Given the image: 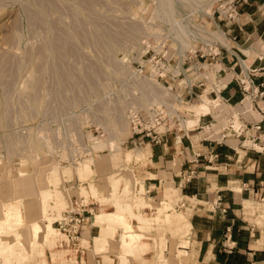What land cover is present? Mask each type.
<instances>
[{
	"label": "rangeland",
	"instance_id": "rangeland-1",
	"mask_svg": "<svg viewBox=\"0 0 264 264\" xmlns=\"http://www.w3.org/2000/svg\"><path fill=\"white\" fill-rule=\"evenodd\" d=\"M36 1L0 0V207L4 208V203L20 204L23 218L12 233L31 253H36L41 248H33L32 243L41 240L47 226L45 217L55 218L63 214L70 207L73 196L96 204L98 212L95 213L116 211L118 203H127L138 219H151V229L146 232L135 229L138 230L136 234L126 233L125 237V232L117 228L112 236L114 246L110 244L99 250L92 242L102 234L103 228L98 226L100 231L93 227L94 234H85L86 237L82 238L89 244L86 242L79 249L74 259L76 263L74 260H54V254L61 249L47 245L45 264H81L82 253L85 255L86 252L91 257H102L105 264H113V256H120L122 264L130 263L129 259L146 264L144 255L150 239L158 232H165L161 246H166L169 240L166 237L170 236L174 247L176 243L173 242L188 233L178 232L167 225L169 214L182 212L178 205L164 196L155 203L143 185L137 189L139 180L134 177L133 166L139 161L127 159V152H134L137 145L131 136L129 111L154 102H146L143 94L147 85L156 84L144 78L149 76L155 62L174 58L170 69L175 68L177 72L181 58L195 52L201 54L209 46L224 42L223 31V37L212 33L220 34L221 25L225 23L220 11L226 0H51L55 6L49 4L45 7ZM165 2L171 3L173 11L165 10ZM33 13L42 18L43 24L36 25ZM83 34H89L91 40H83ZM66 35L74 39L78 54L70 52L65 59H60L64 61L62 71L73 73L70 76L74 82L67 81L68 85L56 68L60 57L53 49V43ZM119 36L125 39L117 40ZM188 65L189 62L183 66L188 69ZM85 70L99 73L94 89L88 79H83L87 73ZM171 75L173 80L168 76L160 81L162 85H153L158 92L161 90L159 96L167 94L170 98L171 88L178 90L177 84L188 83L183 74L176 78ZM244 97L242 101L246 99ZM195 98L189 96L188 99L193 106L202 104ZM228 104H231L229 108L241 111L240 105ZM193 106L189 108L191 111ZM115 111L121 114L122 120L118 124L113 123ZM198 127L199 124L193 129ZM193 129L191 131H195ZM227 132L233 136L230 128ZM207 133L197 132L195 140L202 142ZM112 142L117 147L111 148L115 154L119 151L117 144L122 148L115 159L109 147ZM102 143L107 147L96 149V145ZM233 143L237 147L239 139ZM89 160L92 161V170H83ZM170 168L176 169V164L171 163ZM95 170L106 171L101 179L103 183L97 182ZM115 170H127V174ZM56 204L59 206L54 208ZM245 206L247 213L258 216V224L264 226V201L245 203ZM138 219L132 220L135 227ZM3 235L6 243H13L15 237L12 234ZM129 242L131 245H127ZM69 244L70 249L75 245ZM73 254L70 251L64 257L70 259ZM176 258L180 261L181 256ZM176 258L172 249L169 256L160 255L156 263L177 264ZM185 259L180 263L184 264ZM42 260L34 255L20 263L41 264ZM83 260L82 264H85ZM0 264H3L2 257Z\"/></svg>",
	"mask_w": 264,
	"mask_h": 264
},
{
	"label": "crops",
	"instance_id": "crops-1",
	"mask_svg": "<svg viewBox=\"0 0 264 264\" xmlns=\"http://www.w3.org/2000/svg\"><path fill=\"white\" fill-rule=\"evenodd\" d=\"M220 29L225 40L218 45L224 55L209 65L215 70H205L204 75L199 62L193 63L189 69L182 62L178 69L184 72L188 82H195V86L192 91L187 86H181L177 92L188 99V96L201 97L220 87L222 98L232 105H240L242 111L250 106V101L245 99L247 96L244 97L240 86L232 81V76L240 74L243 77L250 70H258L259 75L264 76V0H249L242 5L238 20L233 24L225 22ZM214 72L222 79L221 82ZM205 78L208 82H204V88L199 87L197 83L205 81ZM254 105L255 110L240 116L238 123L249 131L246 139L245 136L240 137L237 147L233 143L237 138L224 142H214L213 139L197 142L195 138L191 141L181 139L178 134L170 135L166 142L159 145L145 141L137 145L147 151L145 159L134 162L133 174L139 180L137 189L143 185L146 194L155 203L164 196L178 205L192 224L184 238L173 242L176 247L172 245L170 236L166 237L169 239L166 246L160 245L161 239L165 240V232H158L151 238L144 255L146 264H157L159 256H169L172 249L175 258L180 251L186 252L184 264H264V226L258 224V216L247 213L245 206V203L264 201V132L259 134L261 137L256 143L260 150L254 148V143L247 145L250 137L256 134L253 128L257 120H264L260 111H264V100ZM251 131L255 134L249 135ZM198 153L201 154L199 159L195 155ZM212 153L217 158L209 163ZM171 163L176 164V169L170 168ZM95 171L96 180L101 183L106 171ZM115 171L127 174V170ZM168 180L173 183L170 189L165 186ZM93 227L96 226H87L83 237L92 236ZM97 228L101 231L100 227ZM229 228L231 234L227 233ZM229 235L231 240L227 241ZM100 258L91 257L86 252L81 257V264L83 259L85 264H105ZM111 258L113 264H122L120 256ZM128 261V264H137L132 259Z\"/></svg>",
	"mask_w": 264,
	"mask_h": 264
},
{
	"label": "bare ground",
	"instance_id": "bare-ground-1",
	"mask_svg": "<svg viewBox=\"0 0 264 264\" xmlns=\"http://www.w3.org/2000/svg\"><path fill=\"white\" fill-rule=\"evenodd\" d=\"M51 2H52L51 0H37L36 4H40L42 7H45V6L49 5V4H51ZM40 5H38V6H40ZM51 5L55 6L54 3L51 4ZM166 9H169V10L173 11V7H172L171 3L165 2V10ZM163 14H165V13L163 12ZM171 18H173V17H171ZM33 19H35L33 21L36 22V25L37 24H43V20H42V18L39 15L36 14ZM76 28H78V26H76ZM101 29H103V28H101ZM131 29H132V27H131ZM134 29H135V27H134ZM134 29L132 31L136 30V29L135 30ZM107 31H109V30H107ZM130 33H132V32H130ZM219 33L220 34H218V33H212V34H214V35H216L218 37H223L222 34H221L222 33L221 30H219ZM80 34H82V33H80ZM105 34H107V33H105ZM58 35H60V34H58ZM95 35H93V36L95 37ZM88 36H89V34H87V35L83 34V36H82L83 40L90 41L91 38H90V36L88 38ZM60 37H58V38H60V41L62 40L63 43L60 42V41H56L55 43H53L54 44L53 49L55 50V52L58 55L55 54V53L54 54L57 57H60L59 60L60 59L61 60L65 59L64 58L65 55L67 53H68V55H70L71 54L70 52H72V53L76 52L75 55L77 56L78 55L77 54V48L75 47V45H73L74 44L73 43L74 39L69 37L68 35H66L64 38L62 36H60ZM54 38H55L54 40H56V37H54ZM115 38L116 37H113V39H115ZM123 38L124 37L119 36L116 39L117 40H123ZM204 51H207V49L204 50ZM166 57H167V55H166ZM187 57L188 56H185V58H181V60L179 62V65H181L182 62L185 63V59ZM172 59H174V58H168V57L165 58V60L167 61V66H165V67L163 66V64H162V67L154 65L153 69L151 68V70L149 71V76L148 77H144V78L147 79V80L150 79V81L153 80L152 82H155L157 85H162V83L160 82L161 80L159 79V76H164L165 77V75H168L169 78L172 77L171 74H173V76L175 78H176V76H181L183 74L181 70L178 69V71L176 72L175 68H174V70L170 69V65H171ZM183 59H184V61H183ZM56 60H58V58H56ZM61 60H60L59 64H58V61L56 62V65H57L56 68H58L57 70H59V72L61 71L60 75H61V73L63 74L62 76H64L63 80L65 81V85H68L67 81H73L74 78L73 77L71 78V76H70L72 71H69L70 74H68L65 71H62V69H64V68H62L61 64H62V62L64 63V61H61ZM198 62L199 61H196V63H198ZM201 65H202L203 68H205V70H209V72L212 71L210 68H208L209 67L208 64H201ZM192 66L193 65H188V69L191 68ZM65 67H66V65H65ZM67 71H68V69H67ZM85 72H87V71L85 70ZM89 72H91V71L89 70ZM89 72H87V73H85L83 75V79H85V78L88 79L90 81L89 83L92 84V89H94L95 88V79L97 78L99 73L95 74V73H89ZM57 73H58V71H57ZM136 76L139 77V74L137 73ZM157 76H158L159 80L156 79ZM77 78H78V76H77ZM165 78H167V77H165ZM78 79H79V81H82L80 78H78ZM75 81H77V80H75ZM204 82H205V84L208 82L207 78H205ZM153 85L152 84L151 85L150 84L147 85V90H145L143 96H145L146 102L147 101L150 102V101H153V100H154V102H151L150 104L146 105L145 107H133L129 111V115H128L129 125L131 123V117L134 114H136L137 112H140V111L145 112L146 111L150 115H152L151 114L152 112H150L151 108H153L155 106L161 108L163 105H166V107L168 109V112L170 114V118L172 119V123H175L177 128L180 129L182 131V133L183 132L189 133L188 137H190L191 139H193V138L196 139L197 132L201 133L202 131H205V132H208L205 138H207V137L210 138L211 137L212 139H217V137H219L218 134H222V133L227 132L229 130V128H231V126H233L235 128L236 132H237L238 127L241 126L238 123V121L240 119V116L242 114L244 115V114L249 113V112L254 110L253 109V107H254L253 106V100H252V98L249 95H245V96H247L246 99H248L250 101V106L248 108H246V109H244V110L239 112L238 109L229 108L230 107L229 105H231V104L223 102L224 99L222 98V95H220V90L217 89V88L214 91L212 90V91H209V92L205 93L204 95H201V97L195 95V97H196L195 99L200 101L198 103H202V104L193 106L194 104H192V101L188 100L189 96H188V99H186V96L183 97V95L178 94L177 90H175L174 88H171V91H170V95H171L170 98L171 99H170L167 94L159 96V94H160L159 92H161V90H159V92H158L156 87H154L155 85L154 86ZM181 85L189 87L190 90L192 91V88L195 86V83L188 82L187 84H184V85L183 84H177V87L180 88ZM163 88L165 89L164 85H163ZM148 99H151V100H148ZM190 104H192V105H190ZM191 106H193L192 107V111L189 109V108H191ZM226 107H227V109H226ZM188 116H190L189 118L194 117V120H189ZM112 118L114 120L113 121L114 124H118L122 120L121 119V114H117L116 111H115V115L113 113V117ZM197 124H199V127L197 128V130L193 129ZM191 129H193L195 131H191ZM130 131H131V125H130ZM251 133H252V131H251ZM131 136H132V134H131ZM247 143L251 144V142L249 140L247 141ZM114 144L115 143L112 142V144L109 145V147L111 146L110 149L111 148L112 149H114V148L116 149L117 148ZM117 145H118V149L120 151L122 149L121 145L120 144H117ZM119 145H120V147H119ZM255 146H256V148L259 147L257 145H255ZM105 147H107V145L105 143L96 145V149H104ZM112 149H111V151L113 152L114 150H112ZM134 149H135L134 152H131V151L127 152L128 153L127 159H129L130 162L132 161V158L136 159V161H141V160L146 158V152L147 151H145V149H141V148L137 147V145H136V147H134ZM118 152L116 154L113 152L114 153V155H113L114 159L116 157H118ZM91 162H92L91 160L87 161L83 165V170H92L91 169V165H90ZM172 187H173V183L167 181L166 182V189H170ZM82 191H84V190H82ZM85 193L82 192V194H85ZM113 193H114V190H113ZM117 194H119V193H117ZM56 198H58V197H56ZM19 205H18V202L17 203H4V208L2 207V205L0 207V257L3 258V264H13L14 262L15 263H20V262H22V260L26 259L27 257H33L34 255L40 256L41 258H43V260L41 261V264H45V262H46L45 261V258H46V248H45V246H47V245H49L50 248L56 246V249H61V250H57V253H56L57 256L54 254V260H58V259L59 260H65V259L66 260H74L76 258V256H77L78 251H80L79 249L81 247H83L86 244V242L88 243V241H86V239L85 240L80 239L79 242H74V243L72 242L75 245L72 247V249H70L71 248L70 244H69L70 239L68 238V236H66L64 233H62L58 229V227H56L57 226L56 223L59 221V219L62 218L63 214L62 213H61V215L58 214L59 216H56L55 218L53 216H52L53 218H50L49 215H47L45 217L46 218L45 222L47 223V226L46 227L44 226L45 227L43 229L44 232L42 231L43 232V236H42V238L40 237L41 240L40 241L35 240L32 243L33 248L40 247L41 249H39L38 252H36V253H31L24 246L23 242L21 240H19V239H16L15 234H13L14 233L13 229L15 231V226L17 227L18 223L22 221L23 214H24V212L22 211V209L20 208ZM117 205H118L117 206V210L115 209L116 211H111V212L110 211H103L102 213H95L94 212L93 215L91 216V218H90L91 222H89V224L92 223L91 226H96V227L101 226L103 228L102 229L103 230L102 234L98 235L97 237H95L94 241L92 242L94 248L96 247V249L100 250V249L107 248L110 244H111L110 246H112L113 245V241H114V239L112 237L113 236V232L115 233V230L117 231V228H120V229H122L125 232V237H126V233L132 236V235L136 234V231H138V230L140 232H146L149 229H151V224H150V221H149L151 219H141V218L138 219V216L135 214L136 212L135 213L133 212L134 209L132 208V206L127 204V203H118ZM141 205H143V204H141ZM58 206H59V204H56V206H54V208L55 207L57 208ZM60 210H62V209H60ZM49 211L51 212L52 209H50ZM135 218H136V220L138 219V221H139V222L137 221L138 224H137L136 227L132 223V220L133 219L135 220ZM32 223H35V222H32ZM167 223H168L167 225L169 227H171L172 229H176V231L178 230V232H182L184 234L189 233L191 228H192V224L190 223V221L188 220L187 216L183 212H177V213L169 214L168 217H167ZM87 226L84 227L83 232H84V230H85V228ZM39 227H40V225H39ZM135 229H138V230H135ZM3 234H6V235L12 234L15 237L13 239L14 240L13 243H11V242L6 243L5 242L6 240L4 241V239H2L5 236ZM116 234H117V232H116ZM12 235H11V238L13 237ZM40 235H42V234H40ZM123 237H124V235H123ZM129 240H131V238ZM122 243H124V242H122ZM128 244L131 245V242L127 243V245ZM65 248H67V249H65ZM70 251L74 252L73 257L70 258V259L65 258L64 256H67L66 254L69 253ZM180 253H181V255H179V256H181L180 261H182V259L186 258L187 254H186V252L183 253L181 251H180ZM82 254H84V253H82ZM176 260H177V264H182V263H180L179 258H176L175 261ZM74 262L76 263L75 260H74ZM168 263H169V261H168Z\"/></svg>",
	"mask_w": 264,
	"mask_h": 264
},
{
	"label": "built area",
	"instance_id": "built-area-1",
	"mask_svg": "<svg viewBox=\"0 0 264 264\" xmlns=\"http://www.w3.org/2000/svg\"><path fill=\"white\" fill-rule=\"evenodd\" d=\"M248 2L249 0H226V2L222 5V10L220 11L222 20L230 24L235 23L239 18L242 5L247 4ZM223 55L224 54L220 46L218 44H214L213 46L208 47L207 51L201 52V54L195 52L188 55V57L185 59L184 64L187 65V62H189L190 65H193V63L199 61L201 64H208L209 66L219 61V58H221ZM162 64L164 67L167 66V61L163 58L155 62V65L159 67H162ZM209 68L211 70H215L210 66ZM200 71H202L204 75L206 74L204 68L201 67ZM214 73L215 76L219 78V75H217L216 72ZM165 77H168V75H165ZM165 77L159 76V79L164 80ZM219 79V81L221 82L222 79ZM232 81L236 82L240 86V89L244 96L249 95L252 98L253 106H255L254 104L257 101L264 100V76L259 75L258 70H250L249 74L244 75L243 77H241L240 74H234L232 76ZM197 85L204 88V81L197 83ZM223 102L228 103L227 100H223ZM253 109L255 110V107H253ZM260 111L264 114V111L262 109H260ZM150 112H152V115H150L146 111H140L131 117V134L133 141H135L137 145H139V143H141L142 141H145L149 144L159 145L166 142L167 138L172 134H178L181 138H188L189 133H182V131L177 128L176 124L172 123V119L170 118V114L166 105H163L161 108L155 106L150 109ZM263 124L264 120H257V124H255L253 128L256 134L254 136H251L249 139L251 143L256 144L261 137V135L259 134L264 132ZM230 129L233 132V136L229 135L228 132L218 134L219 137H217V139H213L214 142H224L225 140L229 139V137L240 139V137L245 136L246 139L247 131H249L243 126L238 127L237 132L233 126H231ZM208 140L210 141L212 140V138L207 137L205 139H202V141ZM196 157L197 159L201 158V154H196ZM215 158H217V155L212 153L210 155V159H208V162L212 163ZM190 178L187 179V181L190 180ZM70 203V207L63 212L62 218L59 219L56 224L58 229L66 236H68L70 242L74 243L79 242L80 239L83 238V229L89 224L90 218L93 213L98 212V208L96 204L87 203L85 202L84 198H78L76 196H73L71 198ZM227 233L231 234L230 228L227 230ZM230 240L231 236L229 235L227 237V241ZM229 250L232 251L233 248L230 247Z\"/></svg>",
	"mask_w": 264,
	"mask_h": 264
}]
</instances>
